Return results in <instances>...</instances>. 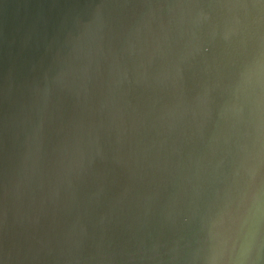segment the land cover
Returning a JSON list of instances; mask_svg holds the SVG:
<instances>
[{
    "label": "water",
    "instance_id": "obj_1",
    "mask_svg": "<svg viewBox=\"0 0 264 264\" xmlns=\"http://www.w3.org/2000/svg\"><path fill=\"white\" fill-rule=\"evenodd\" d=\"M0 264H264V0H0Z\"/></svg>",
    "mask_w": 264,
    "mask_h": 264
}]
</instances>
